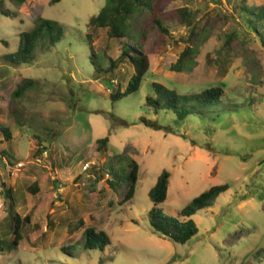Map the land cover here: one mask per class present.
Returning <instances> with one entry per match:
<instances>
[{"label": "rangeland", "instance_id": "obj_1", "mask_svg": "<svg viewBox=\"0 0 264 264\" xmlns=\"http://www.w3.org/2000/svg\"><path fill=\"white\" fill-rule=\"evenodd\" d=\"M1 2L0 123L13 139L4 142L0 134V239L14 238L7 234L13 213L33 215L17 248L0 250V264H264V46L242 17L244 4L255 8L264 0H169L162 11L170 35L141 10L132 23L145 37L150 69L138 92L117 100L110 95L119 86L125 90L134 67L105 70L126 41L88 28L109 0H27L21 7L6 1L16 18L2 13ZM183 7L196 14L194 32L175 14ZM38 18L58 22L62 40L32 64H11L6 55ZM187 47L195 52L184 70L174 71ZM27 79L35 87L15 99ZM154 82L180 94L221 86L230 109L185 120L156 114L146 107ZM105 137L110 144L99 151L97 140ZM132 159L140 172L134 197L124 202ZM111 166L119 191L108 184ZM164 170L172 173L168 198L159 205L167 216L179 217L213 186H229L213 207L193 216L199 232L185 244L150 224L149 194ZM46 174L50 183L36 200L28 186ZM88 227L107 234L110 245L86 249Z\"/></svg>", "mask_w": 264, "mask_h": 264}, {"label": "trees", "instance_id": "obj_2", "mask_svg": "<svg viewBox=\"0 0 264 264\" xmlns=\"http://www.w3.org/2000/svg\"><path fill=\"white\" fill-rule=\"evenodd\" d=\"M6 1L11 2L17 7H21L27 0H2V13L16 18L17 12L6 7ZM62 0H50V5L59 3ZM169 0H109V4L100 11L99 14L90 18L88 23L89 29H107L108 37L110 39L124 40L122 54L117 59L109 57L110 67H107L105 72L107 74H114V70L120 65H132L134 67V74L127 83L124 91L121 86L116 93L110 96L113 100L127 97L133 93L138 92L145 80V77L150 69V57L147 50H145V37L139 36L134 29L132 17L141 10L149 11L154 24L158 30L166 35H170V29L165 24L163 5ZM176 16L180 18V22L187 28L194 32L196 14L190 9L183 7L175 10ZM242 17L245 25L256 35L264 46V6L250 8L244 4L242 7ZM64 36L63 27L55 21L48 19H37V24L32 31L22 32L20 34V41L18 49L14 53L6 55L5 59L13 65H28L37 60L38 54L50 50L51 46L59 43ZM88 40L93 47V34H88ZM8 45V43H6ZM151 50H155L151 47ZM195 51L192 47H187L178 62L172 66L174 71H182L191 59ZM36 81L27 79L20 84L13 92L15 99L22 98L28 91L34 88ZM153 95L147 96L146 107L151 108L156 114L162 111L174 113L180 120H185L190 116H198L201 118L212 117L214 114L222 113L229 107L224 102L225 91L221 86L212 87L199 93L180 94L176 90L170 89L159 82L153 83ZM230 109V108H229ZM233 110L234 107L231 106ZM4 112L0 109V115ZM141 122L149 127L161 129L154 121L145 117L141 118ZM0 134L4 137V142H10L13 139V132L10 128L0 123ZM34 138L41 139L35 135ZM42 140V139H41ZM47 141L46 139L44 140ZM3 143V142H1ZM38 144V141L34 140ZM110 144V137H105L97 140L98 150L103 151L108 148ZM48 150V149H47ZM7 155V153L5 152ZM12 158V157H11ZM122 156L117 157V161L122 160ZM129 174L127 181L129 189L124 197V202L129 201L135 195V187L138 181L140 172L139 164L135 160H131L128 164ZM108 184L115 191L122 188V183L119 182V173L112 166L109 169ZM172 173L169 170H164L159 176L155 186L150 191V200L154 207L149 211L150 224L154 232L159 233L173 241L185 244L194 238L198 232V226L193 216L199 211L213 207L217 199L225 193L229 186L219 185L213 186L208 191L202 193L200 196L193 199L191 204L180 212L179 217L167 216L160 209L159 205L164 203L168 198L169 187L171 183ZM50 183V176L45 175L35 180L29 185V193L34 199H38L39 194ZM7 197L13 199L12 190L6 191ZM12 227L9 228L7 234H13L12 241H3L0 239V250H14L17 248L20 240L23 239L21 232L26 224H29L32 219V213L24 216L18 213H13ZM85 248L94 249L98 245L105 249L110 245V239L107 234L97 232L95 228L88 227L85 230Z\"/></svg>", "mask_w": 264, "mask_h": 264}]
</instances>
